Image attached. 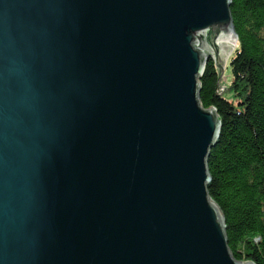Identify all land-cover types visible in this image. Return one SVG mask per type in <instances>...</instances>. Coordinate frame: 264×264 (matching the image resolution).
<instances>
[{
	"label": "water",
	"instance_id": "95a60500",
	"mask_svg": "<svg viewBox=\"0 0 264 264\" xmlns=\"http://www.w3.org/2000/svg\"><path fill=\"white\" fill-rule=\"evenodd\" d=\"M230 6L0 0V264H251L208 194L199 100Z\"/></svg>",
	"mask_w": 264,
	"mask_h": 264
},
{
	"label": "trees",
	"instance_id": "16d2710c",
	"mask_svg": "<svg viewBox=\"0 0 264 264\" xmlns=\"http://www.w3.org/2000/svg\"><path fill=\"white\" fill-rule=\"evenodd\" d=\"M237 46L233 79L223 96L220 74L207 61L199 100L221 124L207 167V190L220 209L235 260L264 264V0H231Z\"/></svg>",
	"mask_w": 264,
	"mask_h": 264
},
{
	"label": "rangeland",
	"instance_id": "374dc122",
	"mask_svg": "<svg viewBox=\"0 0 264 264\" xmlns=\"http://www.w3.org/2000/svg\"><path fill=\"white\" fill-rule=\"evenodd\" d=\"M230 33L235 35V38L238 39L235 32L231 31ZM236 46H237V42H236L235 46L233 47V49H231V45H229L230 49H224L221 61L218 60L219 54H214V49H210V57L207 60V61L212 60L214 62L215 68L218 69L219 74L221 76V81H220V85L222 87L221 90L222 91L225 90V91H223V96L230 101H234L233 93L231 90H229V87H230L232 79H233L230 64H231V60L235 57L234 50H235ZM226 53L227 54L229 53V54L227 55ZM222 73H223V75H222Z\"/></svg>",
	"mask_w": 264,
	"mask_h": 264
},
{
	"label": "bare ground",
	"instance_id": "6f19581e",
	"mask_svg": "<svg viewBox=\"0 0 264 264\" xmlns=\"http://www.w3.org/2000/svg\"><path fill=\"white\" fill-rule=\"evenodd\" d=\"M229 42V45H231V49H233V47L235 46L236 42H237V39L235 38V35H233L231 33V38L228 40ZM227 54V53H226ZM229 54V53H228ZM227 54V55H228ZM227 57V56H226ZM211 181V180H210Z\"/></svg>",
	"mask_w": 264,
	"mask_h": 264
}]
</instances>
